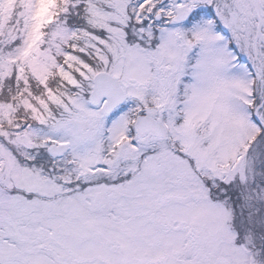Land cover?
I'll return each mask as SVG.
<instances>
[{
    "label": "snow or ice",
    "instance_id": "obj_1",
    "mask_svg": "<svg viewBox=\"0 0 264 264\" xmlns=\"http://www.w3.org/2000/svg\"><path fill=\"white\" fill-rule=\"evenodd\" d=\"M0 264H264V0H0Z\"/></svg>",
    "mask_w": 264,
    "mask_h": 264
}]
</instances>
